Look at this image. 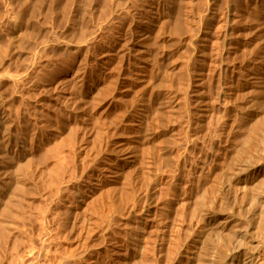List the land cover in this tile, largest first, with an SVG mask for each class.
<instances>
[{"label":"rangeland","instance_id":"obj_1","mask_svg":"<svg viewBox=\"0 0 264 264\" xmlns=\"http://www.w3.org/2000/svg\"><path fill=\"white\" fill-rule=\"evenodd\" d=\"M102 1L103 0H75V1L74 0H0V122H1L0 127L2 126L1 127L2 129L0 128V132H1V130L3 131V128L5 127V129H6L5 132L9 135V137L11 136L12 137L11 139H15V138L19 139L18 141H19L20 145L24 146L28 150V156H30L29 157L30 161L28 160L29 162L28 161L25 162L22 158H19V160H18L20 163V166H21V171L24 174V176L26 177V181L24 183V187L26 185V188L22 191L24 195L21 194L22 192L20 193V195L16 199L15 203L13 202L15 204V206H13L14 205L13 203L10 205L8 204V206H7L8 214L11 213L10 215H12L13 213H15V214H13L14 216L13 215L9 216L7 214V211H6L7 215L5 214V216L1 219V223H0L1 224V226H0V229H1L0 230V264H46V263L47 264H49V263L50 264H52V263L58 264L59 262H62V261H68L67 264H71V263L72 264H80V263L88 264L87 260H89L88 258H91L89 256H92L91 254H93V252H96L97 250H99V248L101 247V246H99L100 244H103L106 242L105 238H103L101 236L99 237V235H100L99 233L97 235V231H95L96 233L93 234L87 230L88 228H86L85 225H77L75 222L78 213L76 211V205H75V207L73 205L76 204L77 201L80 202L85 197V193L86 194L88 193L87 192L88 190H87V188H85V184L83 183V181L80 182L81 181L80 180L81 179L80 173L82 174V172H80L81 167H79L80 166V160L77 158L78 157L77 156L78 151L75 152L77 157L74 156L75 155L74 151L78 150L77 146H76L77 142H78L77 141V139H78V133L77 132H79V130H78L79 124L80 123L82 124V121L79 122V120L81 119V117H80L81 113H80L79 104H78L81 95L80 96L77 95V94H81L82 90L76 91V88L82 89V86H81L82 83L79 81L84 76V74H90V75L92 74V76H93L94 73H98V71L103 72V70H105L104 69L105 65L102 64V60H101V59H103L102 58L103 53L106 50L112 48L113 45L115 44V41L119 38L118 35L121 32V28H123V27H119L122 20H123L124 25L121 24V26H125L126 23L129 24L132 21L130 18L133 19V18L138 17V14L140 13V10H141L140 8L147 7L148 4L155 6V8L157 9L158 14H159V18H160L159 19L160 24L158 23V26L156 27V29H159V30H156L157 37L155 38V35H156L155 34L154 38H152V41H151L153 43L150 42L149 50L151 52L148 51V57H147L148 58L147 62H148L150 69H151L150 74L152 73L151 75H149L150 80H149L148 84L150 87L147 84V86L145 85L147 88H145V86H143L145 89V92L142 91L144 89H142L143 87H141L140 89H142V90H140V89L136 90L138 92H136V94H135L136 101H138V102L140 101L139 102L140 104L145 101V103H143V104H145V106L143 104H141V106H143V107L141 110V120L138 124L140 129L138 128L139 132H137L140 144L142 143L141 146L143 145L142 147H145L144 150L148 148L147 151H150V152H148L149 153L148 154L147 151L145 150L146 151V153H145L146 157L143 160V165L145 167V180H146L145 185L148 188V190H149V188H151L153 183L157 186V188L159 190L163 187L160 190V191H162L163 194H167L168 192H171L173 194H180L184 191L185 188H187V189L189 188V190L191 189V191H195L194 189L196 188V185L198 183V179L200 180L202 177H204L205 181L208 183L214 177V178H216V179L213 178L214 182H216L214 184V187H213L214 192H213V194L211 192L212 195L210 196V194H209V196L207 198L208 204H209V205H207V215L215 214L216 213L215 209H216V211H218L221 208V210H219V211H222L223 209L230 206V204L229 205L226 204V203H230L229 194H228L227 189L232 183V180H233V178L237 172L236 170L238 169V167L240 166V163L243 160L242 158H245L249 154L250 142H249L247 131H248V123L251 119L252 109L257 104L255 102H259V101L261 102L264 100V93L262 92V90L264 89V87H263L264 81H261V80H264V72H263L264 71V69H263L264 68L263 67L264 66V0H170V1L169 0H151V1L149 0L150 3H148L149 1H147V0H136V1L135 0L134 1L133 0L125 1L124 0L126 3L125 2L122 3V1H120V2L117 1L119 4L121 3L120 5L117 2H114L116 0H114V1L113 0H107V3H104V4H103V2H105L106 0L103 2ZM157 2L159 3L158 4L159 6L156 5ZM114 3L118 4L119 6H116ZM128 3H129V5L130 4L133 5V3H135L134 5H136V6L140 4V6L136 7V8L139 7L138 11H136L137 9L134 6H132V5L129 6ZM61 4H63V5H61ZM101 4H103V5H101ZM124 4H126V6ZM171 4H173V5H171ZM106 5L108 7H106V10H104L105 9L104 6H106ZM121 5H123V6H121ZM120 8L123 9V12L124 11H126V12L123 13L121 11L122 13L121 12L116 13V10L120 9ZM124 8H126L128 10V12ZM165 8H166V10H165ZM172 8H173V10H172ZM129 9H130V11H129ZM160 10H162V11H160ZM231 10H233L234 13ZM107 11H109V12L111 11V14H109ZM163 11H164V13H163ZM165 11L169 13V17H168V13H166ZM128 13L130 16L128 15ZM131 13H132V15H133V13H135L137 16L135 14L132 16ZM174 13L176 14V16L174 15ZM72 14L77 16V17H74ZM124 14H126V15L124 16ZM170 14H171V16H170ZM114 15H116V16H114ZM172 15H174L173 18H172ZM107 16L110 17V20H109V17H107ZM117 16L118 17L120 16V17L118 18ZM134 16H136V17H134ZM73 17H74V19H73ZM75 18L77 20H75ZM117 18H118V20H117ZM232 18L234 19V21ZM114 19H116L117 21ZM168 19H170V21ZM111 20H112V23H114L113 21H115V23L112 24ZM125 20H126V22H125ZM75 21L77 24H75ZM167 21H169V22H167ZM229 21H233V22H229ZM97 26H99V29L97 30V32H95V30L97 29ZM230 26L232 28H230ZM228 27H229L230 31L228 30ZM112 28L114 29V31L118 30L116 32V34H114L115 33L114 31L111 32V30H113ZM118 28H120V29H118ZM99 30H100V32H99ZM90 31H91V33H90ZM158 31H159V33H157ZM93 32H95L97 34V37H96L95 33L93 35ZM160 32L163 35L160 34ZM89 33H90L91 37H90V35L89 36L87 35ZM110 35L112 37H110ZM86 36L89 37L88 39H90L94 36H95L94 38H97V40L92 39L93 41L92 40L90 41L91 43L93 42V44H94V46H93V44L91 45L92 47H94L93 49L91 47V50L93 52L91 50L87 52L86 51L87 49L84 48V46L78 48L79 43L83 42L84 39L87 40ZM81 38L82 39L84 38V39L82 40ZM112 38H114V39L116 38V39L112 40ZM109 39H110V41L107 42ZM97 41H98V43H97ZM154 43H156V46L154 45ZM228 44L230 45V49H229ZM95 45H97V46L99 45L100 47L99 46L97 47ZM226 46H228V49L225 48ZM95 47H97V48H95ZM81 48L82 49L84 48L85 51L82 50ZM84 52L88 53V55ZM99 52H100V54H99ZM92 53H94V54H92ZM101 54H102V57H100ZM96 55L99 57V59ZM178 56H180L179 59H178ZM92 57H96L95 58L96 60L93 58V61H92ZM89 59H90V61H89ZM169 61H170V63H169ZM171 61H172V63H171ZM115 62H118V61H115ZM115 62H114V64H115ZM92 63H94V64L91 65ZM96 63H98V64H96ZM100 63H101V65H100ZM227 63H228V65L229 64L230 65L227 66ZM256 65H257V67L260 66L261 69L257 68ZM83 66L85 69H83ZM91 67L96 68V70L93 68V70H95V71H93ZM166 67H168L170 69L168 70V68H166ZM172 68H173V70H172ZM253 69H254V71H253ZM84 70H85V72H84ZM90 70H91V73H90ZM175 70H176V72H175ZM223 70H225V71H223ZM226 70H228V71H226ZM169 71L170 72L174 71V72L172 74V73H169ZM224 72H226V73H224ZM228 72H229V74H228ZM260 72H261V74L262 73L263 74L261 75ZM174 73H175V75H174ZM220 73H221V77L219 78ZM11 74H13V75H11ZM19 74L20 75L23 74V76L22 75L20 76ZM170 75H173V76H170ZM225 75L227 77H225ZM11 76H18V77L20 76V80H23V81L22 82L19 81L20 83L14 82L15 83L14 84L12 82V80H10ZM22 77H23V79H22ZM152 77H154V78H152ZM159 77H160V79H159ZM76 78H78V79L76 80ZM151 79H153L154 81L152 80L153 81L152 82ZM156 79H159V80H156ZM224 79H225V81H224ZM255 79L257 81L256 82L257 84L255 83ZM76 81H78L79 83H77ZM258 81L260 84V88H258L259 87ZM218 82L221 84L223 83V84L222 85L218 84ZM11 83H13V85ZM201 83H203V85ZM227 83H229V84H227ZM150 84H152L153 87L155 85H157V87L155 86L154 88H151ZM252 84L257 85L258 87L255 85H254L255 87H253ZM74 85L77 87H75ZM225 85L228 87H226ZM230 85H231V87H229ZM223 87H225V88H223ZM157 88H159L160 91H159V89L157 90ZM236 88H237V90H236ZM151 89H153V90H151ZM256 89L257 90L260 89V92H258ZM79 91H80V93H79ZM146 91L148 93H146ZM168 91H170L171 93H169ZM224 91H225V93H224ZM228 91H229V94H228ZM76 92H78V93H76ZM139 92H140V94H139ZM150 92H152V93H150ZM154 92H155V94H154ZM231 92H234V93L236 92L237 94L235 93V95L233 96L234 93H231ZM162 93H165V94H163L164 96L161 95ZM259 93H260V95H259ZM156 94L159 95L160 97L156 96ZM166 94H168V96ZM173 94H175V97L173 96ZM250 95H251V97H250ZM155 96H156V98H155ZM189 96H190V100L192 99L191 101L189 100V98H187ZM215 96H217V97L219 96V98H217V97L215 98ZM77 97H79V99ZM157 97H158V99H157ZM140 98H142V99H140ZM159 98H160V100H159ZM162 98L164 99V102L162 101L163 100ZM166 98H168V99H166ZM249 98H252V99L254 98L253 100H255L254 101L255 105L254 104L252 106L250 105L253 103L252 102L253 100L250 99V102H249ZM153 99H154V101H153ZM215 99H219V100H215ZM225 99H226V101H224ZM141 100H143V101H141ZM149 100L151 101L150 102L151 105L148 102ZM166 100H168L167 105L165 104ZM195 100L198 102L195 103L196 102ZM76 101H78V103ZM201 101L203 102V104ZM220 101H221V103H219ZM229 101H231L232 105L229 103ZM193 102H194L195 106H194ZM206 103H209V104H206ZM147 104H149L150 106H148ZM228 104H230V105H228ZM219 105H221V106H219ZM151 106H154V107H152V110H151ZM196 106L197 107L199 106V107L197 108ZM170 108H175L176 111L174 109H173L174 110L173 111ZM200 108H202V109H200ZM214 109H216V110H214ZM154 111H156L157 113L155 112L156 113L155 114ZM199 111L202 112V115ZM148 112L150 113L149 115H151V116H147ZM168 112L169 113L171 112V114H174L176 112L174 114V116L172 115L174 117V119L175 118L176 119L174 120L171 117V114H168ZM198 112L200 114H198ZM209 112L211 114H208ZM74 113H75V115H74ZM203 113H205L206 116ZM207 114L209 116L211 115L210 116L211 119L208 117ZM247 114H249V115H247ZM154 115L156 117V118L154 117L155 120H153V118H150ZM199 115H201V116H199ZM215 115L218 117H216ZM75 116H78V117H75ZM220 116H224L225 120L223 119V117L220 118ZM205 117L206 118L208 117V120H210L209 122L211 124L207 125V123H206L207 119ZM78 118H80V119H78ZM148 119H150V120H148ZM151 119L154 122L157 121V123L155 124ZM200 119H201V121H200ZM212 119H213V121H212ZM229 119L232 121L230 122ZM214 120H215V122H214ZM63 121H64V123H63ZM158 121H160L159 125H158ZM216 121L219 124H217ZM224 121H227L226 125L224 124L225 123ZM70 122L73 124H71ZM172 122H173V124H172ZM9 123H10V125H9ZM213 123H216V124H213ZM154 124L156 126L157 125L158 126L156 127ZM166 124H168L169 126ZM228 124H230V125H228ZM71 125H73V127ZM76 125L78 127H76ZM210 125H211V127H210ZM212 125H214V130L216 127L215 133H213V135L211 134L212 132H214V131H212V129H213ZM221 125H223L224 127ZM64 126H66V127H64ZM69 126L71 127V129ZM165 126H167V127H165ZM164 127H165V130H164ZM170 127H172V128H170ZM222 127H223V130H226V131H223ZM62 128H64V129H62ZM205 128L208 129L209 131L208 130L206 131ZM225 128H227V129H225ZM65 129H67V130H65ZM154 129H156L157 131L155 130L156 132H153ZM61 130L63 132L65 131V132L63 133ZM73 130H75V131H73ZM161 130H163L164 133ZM167 130H168V132H167ZM201 130H202V132H201ZM71 131L73 133L69 134V132H71ZM172 131H173V133H171ZM174 131H175V134H174ZM205 131H206V133H205ZM219 131L224 132V133H222L223 136H221V133ZM200 132L202 134L204 133L205 137H203V135L200 134ZM209 132H211V133H209ZM75 133H77L76 138H75V136H76ZM149 133H151V134H149ZM245 133H246V135H245ZM30 134H31V136H30ZM218 134L220 135V138H218L219 137ZM13 135H15V137ZM40 135H42V136H40ZM37 136L39 139L37 138ZM67 136H69V137L67 138ZM167 136H169V138ZM170 136L173 139H171ZM214 136H215V138H214ZM200 137H201L202 142L199 139ZM35 138H36V140H35ZM69 139L71 140V142ZM157 139L158 140L160 139V140L158 141ZM164 139H166V140H164ZM206 139H208V140H206ZM221 139H223V140H221ZM151 140H153L152 142L154 144L156 141H158V142L162 141L161 143L163 144V146L161 143H158V142L156 145H154L152 142H150ZM171 140H174V141H171ZM209 140H210V143H208ZM72 141H73L75 146L73 145ZM176 141H177L176 144H179L180 146H177L176 144H174ZM217 142H219V143H217ZM36 144H37V146H35ZM39 144H40V146H39ZM54 144H55V146H54ZM146 144H148V147L146 146ZM200 144H201V146H200ZM6 145H7V147L10 146V144L8 145V143H6ZM168 145H171V146H168ZM172 145H175L177 148L175 146H172ZM73 146H74V148H73ZM167 146L169 147L168 149L166 148ZM21 147L17 151L18 154H21ZM45 147L47 150L45 149L46 152H43V149ZM48 147L50 149H48ZM152 147L154 148V150H153L154 153L152 152ZM220 147L222 149H220ZM163 148H166V149H163ZM170 148L172 150H170ZM216 148L218 150H216ZM35 149H38L39 151H37ZM60 149H62L63 153H61ZM73 149H74V151H73ZM177 149L178 150L180 149V151H178ZM58 150H59V153H58ZM173 150L178 151L180 154H178V152H175V151L173 152ZM72 151H73V153H72ZM204 151H205V154H203ZM217 151H218V153H216ZM241 151H242V153H240ZM243 151H244V153H243ZM209 152L211 154V158L209 159V161H207V155ZM160 153H161V155L165 154L164 155L165 157L163 156L164 157L163 158L160 155ZM221 153H223L224 156ZM154 154H156L155 155L156 158L155 157L152 158ZM170 155H173V156H170ZM179 155L183 156V157H181V158H183V161H182L183 163H181L182 159L180 158ZM220 155H222L223 157ZM8 156H9V154H5L6 161L9 159V158L7 159ZM242 156H244V157H242ZM31 157L33 159L32 161H31ZM62 157H64V159ZM203 157H205V158L203 161H201L203 159ZM157 158L159 159L160 163L157 162L158 161V160H156ZM169 158L172 160H170ZM173 158H175V159L173 160ZM233 158H235L234 159L235 161L232 160ZM239 159H242V160H239ZM45 160H46V162H44ZM150 160H152V162ZM175 160H176V162H175ZM211 160L212 161L214 160V161L212 162ZM73 161L74 162L77 161V162H79V164L77 162L73 163ZM232 161H234V164ZM30 162H31V164H35V166L33 165V167H32ZM33 162H36V163H33ZM57 162H59L60 164ZM65 162L66 163H73V165L75 164L77 167L75 165L72 166L70 164H66ZM156 162L158 163L157 167L155 166ZM196 162H197V164L195 165ZM203 162L205 163L204 166H203ZM208 162L210 165H208ZM27 163L30 164V166ZM151 163H153L155 165H153ZM178 163H180L181 165H179ZM213 163H215V164H213ZM238 163H239V165H238ZM42 164H43V166H42ZM148 164H151V165L148 166ZM174 164H176V165H174ZM198 164L200 167L198 166ZM206 164H207V166H206ZM25 165L28 166V169H25V168H27ZM55 165H56V167H55ZM159 165L161 168L159 167ZM177 165H178V167L180 166L179 169H177ZM182 165H183V167H182ZM201 165L203 167H201ZM216 165H218L217 167H219L221 169H218L216 167ZM49 166H51V167H49ZM64 166H66V167H64ZM68 166H69L70 170L67 168ZM194 166L198 169H196ZM227 166H229V167H227ZM235 166H237V169ZM71 167H74L75 170ZM153 167L155 168L154 170H156L157 172L152 170ZM193 167H194V169H193ZM208 167H210L212 169H210V168L208 169ZM41 168L43 170L45 169V170L51 172L50 178H52V179L54 178L53 180L55 182H58L59 186H61L59 193L56 191L52 192V187H51L52 185L50 184V186H49V183L44 181V178L42 177V174L40 172ZM157 168H159L160 171ZM165 168H167L166 169L167 171L165 170ZM168 168L172 169L170 171L171 174L169 173L170 175H172L171 178H170V175L168 174V172H169ZM200 168H201V170H200ZM33 169H36V174L33 173V172H35V170L33 171ZM42 169H41V171H42ZM188 169H190V170H188ZM213 169L215 170V173H213L214 172V171H212ZM224 169H226L228 171H226ZM150 170L152 171V173H155V174H152V173L150 174V172H148ZM208 170H210L212 173L209 172ZM221 170L225 171V172L223 171V173H222L224 176H222ZM27 171H28V173H26V174H29L28 177L25 174V172H27ZM163 171L166 172L165 173L166 175L165 174L162 175ZM172 171L174 173H172ZM191 171H193V173H191V175H190L189 173ZM29 172H31V174L33 173L34 176L38 177V178L36 179L33 176V174L30 175ZM71 172H75V174H78L79 176L77 175V177H76V175L74 173H71ZM160 172H161V174H159ZM182 172H184L185 175ZM198 172L200 173L199 176H198ZM226 172L229 175H226L227 174ZM157 173L159 175H157L158 177L155 176L156 177V179H155V177L153 175H156ZM179 173H181V174H179ZM194 173H195V175H193ZM213 174H215V175H213ZM67 175L70 179L67 177ZM160 175L162 177H160ZM187 175H189L191 177L189 178V176H187ZM29 176L32 178V179L30 178V180L34 184H36V187H35V185H33L32 182L29 181ZM39 176H40V178H39ZM71 176L75 179V182H76V179L78 178V180L76 182L77 184H75V182L73 183L74 180H72ZM151 176L154 178L151 179L152 178ZM163 176H165V178ZM195 176H196V179L193 180V178H195ZM41 177L43 178V180ZM179 177H181V178H179ZM187 177H188V179H187ZM199 177H201V178H199ZM225 177H227V178H225ZM228 177L231 178L230 182H229ZM168 178L170 181H171V179L173 181L170 182L168 180ZM183 178H185L184 179L185 182L183 181ZM221 178H222V182H221ZM166 179H167V181H166ZM176 179H178L179 181L176 182L177 181ZM218 179H220V181ZM36 180H39V181L36 182ZM225 180H227V181H225ZM62 181L64 183H66V185ZM158 181H160V182H158ZM192 181L194 183H192ZM27 182L28 183L30 182L31 184L30 183L28 184ZM166 182L173 183V184L171 185V184H168ZM190 182H191V184H190ZM225 182H227V183H225ZM71 183L75 188L70 185ZM176 183H179V184H176ZM184 183L188 184V185H186L188 187H186ZM228 183H230V184H228ZM37 184H39L40 187ZM62 184H64V186ZM193 184H196V185H193ZM208 184L210 185L211 183H208ZM208 184L206 186H208ZM69 185H70V187H69ZM76 185L78 186V188L76 187ZM167 185H168L167 189H169L170 191L165 189L167 187ZM216 185H218V186H216ZM66 186H67V188H70V189H67L69 192L65 191ZM172 186H175V188H177V186H178L179 188H177L176 190H177V192L179 191V193H177L176 191H172V190H175L174 187H172ZM222 186L224 188H221ZM32 187L35 189H33ZM80 187H81V189H80ZM26 189L28 192L30 191L29 194H25V193H27L25 191ZM32 189H33V191H32ZM38 189L40 190V192H38L39 191ZM79 189L81 191L83 190L84 193H81V191ZM219 189H220L222 194L224 192L226 193V194L224 193L225 196H224V194L223 195L220 194V191H217ZM36 190H38V191H36ZM24 191H25V193H24ZM41 191H43L44 194H42ZM166 191H168V192L164 193ZM152 192H153V190L151 191V193H149V195L151 194L149 196L150 203L155 202V197H153L154 195H152L154 192L153 193ZM217 192H219V193L217 194ZM31 193H32V195H31ZM35 194H37V195H35ZM43 195H47V196H43ZM76 195H78L80 198ZM216 195L218 196V198ZM29 196H31V197H29ZM32 196H39V198L34 197L32 199ZM41 196L45 198V201L47 199L48 200L45 202L44 198H42ZM63 196L65 198L68 196V198L65 200V198H63ZM75 196L77 197L78 200L75 199L76 198ZM220 196H222V199ZM223 196H224V199L226 197V199H225L226 201L228 199L227 202L223 199ZM212 198L213 199L216 198L217 203H216V199H215V202L213 201L214 204L211 203ZM30 199H32V201ZM151 199H153L154 201H152ZM209 199L211 202L209 201ZM28 200L30 201V204H32L33 206L29 205ZM218 200H221L222 203ZM37 201H39V202H37ZM66 201H68L69 204ZM70 202H72V203H70ZM25 203H27L29 205V207ZM38 203H40V204H38ZM23 204L26 206L24 207ZM212 204H213V206H212ZM34 205H36V207ZM43 205L44 206L48 205L46 210H44L45 207ZM52 205H53V207H52ZM54 205H57V206H54ZM71 205H72V207H69ZM9 206H10V208H8ZM37 206H38V208H37ZM95 206H96V209H95ZM100 206H101L100 204L94 205L93 210H90V212H91L90 215L92 216L91 218H92V222H93V228H97V226H98V228H99V226L100 227L105 226L106 221H107V223H110L111 218L114 216V215H112L111 211L105 210L103 207H100ZM22 207L25 209L23 210ZM26 208H28V209H26ZM9 209H11V210H9ZM40 209L41 210L43 209V211H41ZM50 209H52V211H54L53 214L56 213V215H54L55 218H57V219H55L56 222H55V220H52V218L54 219V217H53ZM48 210H49V213H48ZM97 210H99V212ZM208 210H209V212H210V210H213L215 213L214 212L209 213ZM21 211H23V212H21ZM101 211L103 213L104 212L105 213L103 214ZM151 211L154 212L155 210L151 209ZM137 212L138 211L136 210L135 213L132 214L133 215L132 217L135 218L137 216L136 215ZM19 214L21 215L20 217H18ZM57 214H59V215H57ZM41 215H43V216H41ZM47 215L49 217H46ZM51 215H52V217H51ZM86 215L88 216V214H86ZM10 217H12L13 219ZM40 217H41V219H40ZM17 218H19V219H17ZM93 218H95V219H93ZM101 219H103V220L101 221ZM2 220H5V221H2ZM6 220H8V221L6 222ZM97 222H99V223H97ZM102 222H104V223H102ZM11 223H14V225L12 224L13 225L12 229H11V227H12ZM101 224H103V225H101ZM14 227L17 229H15ZM117 227H119V226H116L115 228H117ZM199 227H198V229H199ZM200 228H202V226ZM8 229L10 232L8 231ZM13 229H14V231H13ZM45 229H47V232ZM198 229H196V233H197L196 235H198L199 231H201ZM15 230H17V232ZM49 230L51 231L50 232L51 234L49 233ZM85 230H86V232H85ZM75 231L77 233H75ZM14 232L17 234H14ZM59 232H62L63 234L59 233ZM71 232H72V234H71ZM78 232H79V234H78ZM115 232H110V236H111L112 241H113L112 243H115V242L120 241L122 239V235L120 234L119 230L117 229ZM9 233H11V234L13 233V234L11 235ZM48 233L50 235L46 236V234H48ZM14 235H16L17 237H15ZM81 235H82V237L88 236V238L87 237L82 238ZM74 236H75V238H73ZM114 236H116V237H114ZM257 236H258V234H257ZM11 237H13L12 238L13 240H15L14 239V237H15L17 242L13 241L11 239ZM58 237H60L61 239L60 238L58 239ZM85 238L87 239L88 242L84 241ZM98 238H99V240H98ZM100 238H103L104 240L100 239ZM71 239H73V240H71ZM74 239H76V241ZM59 240H62V241H59ZM93 240L95 241V243H93L94 242ZM44 241H47V242L45 243ZM63 241H65V242H63ZM90 241H92V242H90ZM10 242H14V243H10ZM58 242H60V243L62 242L61 245ZM86 242H87V244L91 243L90 244L91 246L90 245L85 246ZM82 243L85 247L82 245ZM12 244H14L12 246L13 248H10V246ZM57 245H59V246H57ZM74 245H76V246H74ZM77 245H78V247H77ZM15 246H17V247H15ZM61 246H63V247H61ZM58 247H60L61 249L59 250ZM64 247H66V248H64ZM92 247H93V249H92ZM6 248H7V250H6ZM68 248H71V249H68ZM12 249H13V251H12ZM87 249H88V251H87ZM15 250H17V251H15ZM67 250L69 252H72V253L67 252ZM73 251H74V254H73ZM82 251H85L84 255L82 254L83 253ZM12 252H13V254H12ZM68 253H69V255H68ZM66 255H68L67 258H66ZM71 256H72V260L73 259H75V260L72 261L70 259ZM77 256H78V258H77ZM61 257L62 258L64 257L63 258L64 260H60ZM48 259L49 260L51 259L49 263L46 262V261H48ZM76 260H79V261H76ZM85 261H87V263Z\"/></svg>","mask_w":264,"mask_h":264},{"label":"bare ground","instance_id":"obj_2","mask_svg":"<svg viewBox=\"0 0 264 264\" xmlns=\"http://www.w3.org/2000/svg\"><path fill=\"white\" fill-rule=\"evenodd\" d=\"M75 1V0H74ZM105 1V0H103ZM102 1V2H103ZM114 1V0H113ZM117 1H122V3H124L127 0H116L114 2ZM134 1V0H133ZM136 1V0H135ZM149 1V0H147ZM151 1V0H150ZM150 1L148 3H150ZM170 1V0H169ZM166 2V1H165ZM63 3V2H62ZM104 3H107V0ZM118 3V2H117ZM126 3V2H125ZM130 3V2H129ZM128 3V5H129ZM132 3V2H131ZM136 3V2H135ZM135 3L130 4L132 6H134L135 8L139 5H134ZM147 3V4H148ZM173 3V2H172ZM93 4V3H92ZM101 4V5H103ZM116 6H119L118 4L114 3ZM137 4V3H136ZM159 3L157 2L156 5H158ZM166 4V3H165ZM169 4V3H168ZM175 4V3H174ZM63 5V4H61ZM126 6V4H124ZM129 5V6H130ZM173 5V4H171ZM170 5V6H171ZM123 6V5H121ZM120 6V7H121ZM147 6V5H146ZM159 6V5H158ZM157 6V7H158ZM166 6V5H165ZM169 6V7H170ZM63 7V6H62ZM106 7H108L107 5L104 6V10H106ZM114 7V6H113ZM175 7V6H174ZM47 8V7H46ZM86 8V7H85ZM89 8V7H88ZM127 8V7H126ZM124 8V9H126ZM130 8V7H129ZM133 8V7H132ZM131 8V9H132ZM134 8V9H135ZM102 9V10H103ZM109 9V8H108ZM138 11L139 7L136 8ZM140 13L138 14V17H136L137 15L135 13H133V15L135 14L136 18H130L132 21L127 24L125 26H121V24L124 25L123 20L120 24L119 27H123L121 28V32L119 33V38L115 41V44L113 45L112 48L106 50L103 53V57L102 54L100 57H102V64L105 65L103 72H99L98 73H94L93 76L92 74H84V76L80 79L79 82L82 83V89H77V90H82L81 94H77V95H81L80 96V100L79 103L78 101H76L79 104V110L81 113V119L79 120L82 121V124H79V132L78 133V139H77V149L74 151V154L76 151H78L77 156L76 154L74 156H76L79 160H80V166L81 170L80 172H82L81 175V181H83V183L85 184V188H87V194L85 193V197L80 201V202H76V204H74L73 206L75 207L76 205V211H77V218H76V224L77 225H85L86 228H88L87 230L93 234H95L97 231V235L98 233L100 234L99 237H103L105 238L106 242L103 244H100L99 246H101L99 248V250H95L96 252H93V254H91L92 256H89L91 258H88V264H264V100L263 101H259V102H255L257 103L255 105L254 101L252 98H249V102L250 99H252L253 103L250 104L251 106L254 104L255 106L252 109V113H251V119L248 123V138H249V142H250V149H249V154L242 159V162L240 163V166L237 169L236 167V174L232 180L231 185L228 187V194H229V201L230 203H226V204H230L229 207L223 209L222 211L221 208L215 212L213 210H210V212H214L215 214L213 215H207V205L208 204V196L210 194V196L213 194V187L214 184L216 182H214V179L216 178H212V182H208L211 183L210 185L205 181L204 177H199L201 178L200 180L198 179V183L193 184L196 185V188L194 189L195 191H191V189L189 190V188H185L184 191L180 194H173L168 188V185L165 189H167L168 191L164 192L167 194H163L162 191H160L157 186L153 183L151 188L146 187V180H145V167L143 165V160L146 157V151L147 149L144 150L145 147H142L138 138V133L139 130V122L141 120V110L142 107L141 104L145 103L142 102L141 104L136 101V97L135 94L136 90L140 89L143 86H147V84L149 83V75L150 74V66L147 62V57H148V51L149 50V46H150V42L152 41V38H154V35L156 34V27L158 26L159 23V14L157 9L155 8V6L153 5H149L147 7L144 8H140ZM162 9V8H161ZM169 9V8H168ZM167 9V10H168ZM96 10V9H95ZM101 10V11H102ZM127 10V9H126ZM166 10V8H165ZM173 10V8H172ZM175 10V9H174ZM52 11V10H51ZM113 11V10H112ZM123 12V9H117L116 13L118 12ZM130 11V9H129ZM132 11V10H131ZM135 11V10H134ZM162 11V10H160ZM233 13L234 11L231 10ZM109 14H111V11H107ZM121 12V13H122ZM126 12V11H124ZM123 12V13H124ZM128 12V10H127ZM133 12V11H132ZM166 12V11H165ZM171 12V11H170ZM231 12V13H232ZM66 13V12H65ZM70 13V12H69ZM115 13V14H116ZM137 13V12H136ZM164 13V11H163ZM162 13V14H163ZM168 13V12H166ZM104 14V13H103ZM178 14V13H177ZM73 15V14H72ZM121 15V14H120ZM123 15V14H122ZM126 14H124L125 16ZM129 15V13H128ZM132 15V13H131ZM132 15V16H133ZM164 15V14H163ZM166 15V14H165ZM174 15L176 16V14L174 13ZM172 15V18L173 16ZM234 15V14H233ZM74 17H77L75 15H73ZM101 16V15H100ZM112 16V15H111ZM116 16V15H114ZM123 16V17H124ZM130 16V15H129ZM167 16V15H166ZM171 16V14H170ZM178 16V15H177ZM73 17V19H74ZM109 17V16H107ZM106 17V18H107ZM118 17V16H117ZM120 17V16H119ZM118 17V18H119ZM168 17H169V13H168ZM100 18V17H99ZM117 18V20H118ZM167 18V17H166ZM72 19V20H73ZM112 19V18H111ZM233 19V18H232ZM68 20V19H67ZM75 20H77L75 18ZM79 20V19H78ZM110 20V17H109ZM116 20V19H114ZM116 20V21H117ZM170 21V19H168ZM120 21V20H119ZM167 21V22H169ZM175 21V20H174ZM173 21V22H174ZM234 21V19H233ZM233 21H229V22H233ZM73 22V21H72ZM78 22V21H77ZM98 22V21H97ZM101 22V21H100ZM115 23V21H113ZM126 22V20H125ZM112 23V20H111ZM112 23V24H114ZM75 24L76 21H75ZM160 24V23H159ZM115 26V25H114ZM117 26V25H116ZM232 26V25H231ZM230 26V28H232ZM102 27V26H101ZM117 28V27H116ZM159 28V27H158ZM99 29V26H97V29L95 30V32H97V30ZM107 29V28H106ZM113 29V28H112ZM120 29V28H118ZM229 30V27H228ZM232 30V29H231ZM93 31V30H92ZM114 31L111 30V32ZM118 31V30H117ZM117 31H114L116 34ZM230 31V30H229ZM93 32V35L94 33ZM100 32V30H99ZM98 32V33H99ZM110 32V33H111ZM162 32V31H161ZM160 32V34H162ZM91 33V31H90ZM87 34L88 36L90 35ZM159 33V31L157 32ZM230 33V32H229ZM228 33V34H229ZM233 33V32H232ZM96 34V33H95ZM113 34V33H112ZM49 35V34H48ZM92 35V36H93ZM163 35V34H162ZM232 35V34H231ZM230 35V36H231ZM87 37L86 39H82L83 42L79 43L78 48L84 46V48H86L87 52L91 50V45L93 44V42L91 43L90 41L92 39L97 40V38H90ZM117 36V37H118ZM233 36V35H232ZM84 37V36H83ZM85 37V38H86ZM91 37V35H90ZM97 37V34H96ZM99 37V36H98ZM107 37V36H106ZM110 37H112L110 35ZM109 37V38H110ZM157 37V34L155 35V38ZM161 37V36H160ZM159 38V37H158ZM114 38H112L113 40ZM116 39V38H115ZM114 39V40H115ZM231 39V38H230ZM155 40V39H154ZM158 40V39H157ZM51 41V40H50ZM58 41V40H57ZM63 41V40H62ZM93 41V40H92ZM110 39L107 41L109 42ZM156 41V40H155ZM229 41V40H228ZM232 41V40H231ZM95 42V41H94ZM13 43V42H12ZM96 43V42H95ZM98 43V41H97ZM112 43V42H111ZM153 43V42H151ZM229 43V42H228ZM60 44V43H59ZM227 44V43H226ZM77 45V44H76ZM154 45L156 46V43H154ZM153 45V46H154ZM229 45V44H228ZM232 45V44H231ZM60 46V45H59ZM58 46V47H59ZM94 46V44H93ZM97 46V45H95ZM99 46V45H98ZM97 46V47H98ZM152 46V47H153ZM57 47V48H58ZM61 47V46H60ZM95 47V48H97ZM100 47V46H99ZM103 47V46H102ZM56 48V49H57ZM62 48V47H61ZM84 48L82 50H84ZM94 47H92L93 49ZM106 48V47H105ZM151 48V47H150ZM155 48V47H154ZM153 48V49H154ZM226 49H228V46L225 47ZM76 49V48H75ZM152 49V50H153ZM229 49H230V45H229ZM81 50V51H82ZM97 50V49H96ZM179 50V49H178ZM85 51V50H84ZM92 51V50H91ZM95 51V50H94ZM98 51V50H97ZM227 51V50H226ZM230 51V50H229ZM93 52V51H92ZM151 52V51H150ZM149 52V53H150ZM86 53V52H84ZM91 53V52H90ZM228 53V52H227ZM88 55V53H86ZM85 54V55H86ZM94 54V53H92ZM100 54V52H99ZM226 54V53H225ZM86 55V56H87ZM227 55V54H226ZM225 55V56H226ZM91 56V55H90ZM94 56V55H93ZM97 56V55H96ZM98 57V56H97ZM89 58V57H88ZM91 58V57H90ZM93 58L95 59L96 57H92V61ZM180 58V56H178V59ZM99 59V57H98ZM96 60V59H95ZM88 61V60H87ZM90 61V59H89ZM118 61V62H115ZM95 62V61H94ZM115 62V64H114ZM263 62V61H262ZM170 63V61H169ZM172 63V61H171ZM174 63V62H173ZM94 63H92L91 65H93ZM98 64V63H96ZM175 64V63H174ZM224 64V63H223ZM101 65V63H100ZM102 65V66H103ZM116 65V66H115ZM172 65V64H171ZM170 65V66H171ZM225 65V64H224ZM230 65V64H229ZM227 63V66H229ZM262 65V64H261ZM255 67V66H254ZM257 67V65H256ZM264 67V66H263ZM92 68V67H91ZM94 68V67H93ZM92 68V70H93ZM168 68V67H166ZM174 68V67H173ZM172 68V70H173ZM229 68V67H228ZM257 68H260V66H258ZM82 69V68H81ZM83 69L84 66H83ZM82 69V70H83ZM96 70V68H94ZM170 68H168L169 70ZM175 69V68H174ZM177 69V68H176ZM225 69V68H224ZM256 69V68H255ZM264 69V68H263ZM93 70V71H95ZM102 70V69H101ZM100 70V71H101ZM229 70V69H228ZM226 70V71H228ZM258 70V69H257ZM171 71V70H170ZM172 73L173 72H170ZM225 71V70H223ZM254 71V69H253ZM260 71V70H259ZM79 72V71H78ZM77 72V73H78ZM85 72V70H84ZM83 72V73H84ZM176 72V70H175ZM264 72V71H263ZM76 73V74H77ZM82 73V72H81ZM91 73V70H90ZM226 73V72H224ZM229 74V72H228ZM227 74V75H228ZM253 74V73H252ZM261 74V72H260ZM263 74V73H262ZM261 74V75H262ZM13 75V74H11ZM15 75V74H14ZM20 75V74H19ZM23 76V74H21ZM20 75V76H21ZM78 75V74H77ZM175 75V73H174ZM255 75V74H254ZM20 76H11L12 82H16L18 83L19 81H23L20 80ZM173 76V75H170ZM260 76V75H259ZM27 77V76H26ZM79 77V76H78ZM221 77V73L219 78ZM225 77H227L225 75ZM251 77V76H250ZM262 77V76H261ZM25 78V77H24ZM154 78V77H152ZM172 78V77H171ZM224 78V77H223ZM259 78V77H258ZM23 79V77H22ZM78 78H76L77 80ZM160 79V77H159ZM156 79V80H159ZM9 80V81H10ZM153 79H151L152 81ZM154 81V80H153ZM152 81V82H153ZM202 81V80H201ZM220 81V80H219ZM225 81V79H224ZM264 81V80H261ZM260 81V82H261ZM77 83H79L78 81H76ZM228 82V81H227ZM250 82V81H249ZM253 82V81H252ZM256 79H255V83H256ZM13 83H11L13 85ZM20 83V82H19ZM75 83V82H74ZM151 83V82H150ZM155 83V82H154ZM226 83V82H225ZM15 84V83H14ZM203 85V83H201ZM218 84H221L218 82ZM223 84V83H222ZM221 84V85H222ZM229 84V83H227ZM257 84V83H256ZM259 84V81H258ZM151 88H154L155 86L157 87V85H155L153 87L152 84ZM159 85V84H158ZM251 85V84H250ZM253 85V84H252ZM255 85V84H254ZM257 86V85H255ZM263 85V84H262ZM26 86V85H25ZM75 86V85H74ZM145 86V88H147ZM149 86V84H148ZM226 86V85H225ZM259 86V87H258ZM257 87L260 88V84ZM73 87V86H72ZM77 87V86H75ZM80 87V86H79ZM150 87V86H149ZM148 87V88H149ZM159 87V86H158ZM195 87V86H194ZM193 87V88H194ZM220 87V86H219ZM222 87V86H221ZM228 87V86H226ZM231 87V85L229 86ZM234 87V86H233ZM251 87V86H250ZM264 87V86H263ZM74 88V87H73ZM225 88V87H223ZM11 89V88H10ZM23 89V88H22ZM72 89V88H71ZM144 89V87L142 88ZM140 89V90H142ZM159 88H157L158 90ZM189 89V88H188ZM230 89V88H229ZM234 89V88H233ZM75 90V89H74ZM147 90V89H146ZM153 90V89H151ZM150 90V91H151ZM163 90V89H162ZM218 90V89H217ZM216 90V91H217ZM221 90V89H220ZM226 90V89H225ZM237 90V88H236ZM257 90V89H256ZM264 90V89H263ZM262 90V92L264 93V91ZM79 91V93H80ZM145 92V89L142 90ZM160 91V89H159ZM227 91V90H226ZM230 91V90H229ZM228 91V94H229ZM235 91V90H234ZM258 92H260V89L257 90ZM141 92V91H140ZM139 92V94H140ZM163 92V91H162ZM166 92V91H165ZM169 93H171L170 91H168ZM219 92V91H218ZM261 92V93H262ZM12 93V92H11ZM75 93V92H74ZM78 93V92H76ZM146 93H148L146 91ZM145 93V94H146ZM152 93V92H150ZM175 93V92H174ZM216 93V92H215ZM214 93V94H215ZM223 93V92H222ZM225 93V91H224ZM234 93V92H231ZM236 93V92H235ZM235 93L233 94V96L235 95ZM155 94V92H154ZM153 94V95H154ZM165 93H162L161 95H163ZM190 94V93H189ZM213 94V95H214ZM237 94V93H236ZM252 94V93H251ZM256 94V93H255ZM254 94V95H255ZM138 95V94H137ZM168 96V94H166ZM185 95V94H184ZM188 95V94H187ZM218 95V94H217ZM224 95V94H223ZM231 95V94H230ZM260 95V93H259ZM76 96V95H75ZM156 96H159L156 94ZM155 96V98H156ZM164 96V95H163ZM173 96L175 97V94H173ZM257 96V95H256ZM255 96V97H256ZM140 97V96H139ZM149 97V96H148ZM160 97V96H159ZM166 97V96H165ZM171 97V96H170ZM196 97V96H195ZM194 97V98H195ZM217 96H215L216 98ZM222 97V96H221ZM251 97V95H250ZM253 97V96H252ZM3 98V97H2ZM79 99V97H77ZM76 98V99H77ZM185 98V97H184ZM190 100V96L187 97ZM219 98V96L217 97ZM229 98V97H228ZM142 99V98H140ZM139 99V100H140ZM158 99V97H157ZM163 99V98H162ZM168 99V98H166ZM223 99V98H222ZM227 99V98H226ZM226 99L224 101H226ZM231 99V98H230ZM229 99V100H230ZM256 99V98H255ZM152 100V99H151ZM160 100V98H159ZM158 100V101H159ZM192 100V99H191ZM190 100V101H191ZM199 100V99H198ZM209 100V99H208ZM215 100H219V99H215ZM228 100V99H227ZM143 101V100H141ZM154 101V99H153ZM152 101V102H153ZM164 102V99L162 100ZM168 100H166L165 104L167 105ZM189 101V102H190ZM196 101V100H195ZM210 101V100H209ZM223 101V102H224ZM257 101V100H256ZM147 102V101H146ZM150 104V100L148 101ZM161 102V101H160ZM162 102V103H163ZM185 102V101H184ZM188 102V101H187ZM198 101H196L195 103H197ZM202 102V101H201ZM218 102V101H217ZM186 103V102H185ZM191 103V102H190ZM221 103V101L219 102ZM226 103V102H225ZM228 103V102H227ZM229 103L231 104V101H229ZM149 104H147L148 106H150ZM153 104V103H152ZM164 104V103H163ZM194 104V102H193ZM192 104V105H193ZM201 104V103H200ZM199 104V105H200ZM203 104V102H202ZM209 104V103H206ZM228 104V105H230ZM145 106V104H143ZM224 105V104H223ZM232 105V104H231ZM249 105V104H248ZM249 105V106H250ZM174 106V105H173ZM172 106V107H173ZM195 106V104H194ZM221 106V105H219ZM225 106V105H224ZM151 106V110H152ZM167 107V106H166ZM171 107V106H170ZM197 107V106H196ZM199 107V106H198ZM197 107V108H198ZM227 107V106H226ZM147 108V107H146ZM221 108V107H220ZM233 108V107H232ZM150 109V108H149ZM155 109V108H154ZM153 109V110H154ZM168 109V108H167ZM166 109V110H167ZM171 110H175V108H170ZM169 109V110H170ZM202 109V108H200ZM204 109V108H203ZM207 109V108H206ZM210 109V108H209ZM222 109V108H221ZM231 109V108H230ZM4 110V109H3ZM170 110V111H171ZM173 110V111H174ZM216 110V109H214ZM15 111V110H14ZM145 111V110H144ZM176 111V110H175ZM202 111V110H201ZM210 111V110H209ZM152 112V111H151ZM156 111H154L155 113ZM200 112V111H199ZM198 114L202 112H200ZM214 112V111H213ZM16 113V112H15ZM146 113V112H145ZM157 113V112H156ZM155 113V114H156ZM174 113V112H173ZM176 113V112H175ZM174 113V114H175ZM77 114V113H76ZM150 113L148 112L147 116H151L149 115ZM152 114V113H151ZM168 114H171V112ZM174 114H171V117L174 119ZM205 116L206 114L203 113ZM208 114H211L210 112ZM207 114V115H208ZM2 115V114H1ZM75 115V113H74ZM80 115V114H79ZM78 115V116H79ZM173 115V116H172ZM199 115V116H201ZM249 115V114H247ZM246 115V116H247ZM75 116V117H78ZM146 116V115H145ZM146 116V117H147ZM176 116V115H175ZM211 116V115H210ZM210 116L208 115V117L210 118ZM216 116V115H215ZM74 117V118H75ZM155 115L150 117L154 119ZM170 117V116H169ZM170 117V118H171ZM208 117L206 118L207 120V125L211 124L208 120ZM218 117V116H216ZM224 116H220V118ZM156 118V117H155ZM169 118V119H170ZM203 118V117H202ZM3 119V118H2ZM77 119V120H78ZM146 119V118H145ZM176 119V118H175ZM174 119V120H175ZM211 119V118H210ZM215 119V118H214ZM218 119V118H217ZM71 120V119H70ZM150 120V119H148ZM147 120V121H148ZM152 120V119H151ZM152 120V121H153ZM172 120V119H171ZM225 120V119H224ZM228 120V119H227ZM230 120V119H229ZM6 121V120H5ZM201 121V119H200ZM213 121V119H212ZM223 121V120H222ZM232 120H230L231 122ZM246 121V120H245ZM67 122V121H66ZM78 122V121H77ZM154 122V121H153ZM158 121V125H159ZM204 122V121H203ZM209 122V123H208ZM215 122V120H214ZM220 122V121H219ZM225 125L227 121H224ZM1 123V122H0ZM3 123V122H2ZM64 123V121H63ZM71 123V122H70ZM155 124L157 123L154 122ZM168 123V122H167ZM176 123V122H175ZM217 123V121H216ZM213 123V124H216ZM222 123V122H221ZM8 124V123H7ZM6 124V125H7ZM30 124V123H29ZM73 124V123H71ZM154 124V125H155ZM173 124V122H172ZM219 124V123H217ZM223 124V125H224ZM1 125V124H0ZM10 125V123H9ZM81 125V126H80ZM157 125V126H158ZM168 125V124H166ZM171 125V124H170ZM206 125V126H207ZM221 125V126H223ZM224 125V126H225ZM230 125V124H228ZM232 125V124H231ZM67 126V125H66ZM64 126V127H66ZM73 127V125H71ZM156 126V125H155ZM156 126V127H157ZM169 126V125H168ZM205 126V125H204ZM216 126V125H215ZM218 126V125H217ZM223 126V127H224ZM2 127V126H1ZM0 127V128H1ZM9 127V126H8ZM7 127V128H8ZM63 127V126H62ZM70 127V126H69ZM68 127V128H69ZM75 127V126H74ZM76 127H78L76 125ZM154 127V126H153ZM155 127V128H156ZM160 127V126H159ZM167 127V126H165ZM164 127V130H165ZM211 127V125H210ZM213 129L212 131L214 132H209L213 135V133H215L214 130V125H212ZM222 127V130H223ZM227 127V126H226ZM229 127V126H228ZM33 128V127H32ZM172 128V127H170ZM175 128V127H174ZM2 129V128H1ZM5 127L3 128V131L1 130L0 132V223H1V219L5 216L6 211H7V206L8 204H12L13 202L15 203L16 199L19 197L20 193L26 188V185L24 187V183L26 181V177L24 176V174L21 171V166L19 163V158H22L25 162H27L30 158V156H28V150L20 145L19 143V139L15 138V139H11L12 137L5 132L6 129ZM64 129V128H62ZM71 129V127H70ZM140 129V128H139ZM157 129V128H156ZM154 129L153 132H156L157 130ZM167 129V128H166ZM203 129V128H202ZM206 129V128H205ZM227 129V128H225ZM17 130V129H16ZM15 130V131H16ZM67 130V129H65ZM151 130V129H150ZM156 130V131H155ZM169 130V129H168ZM167 130V132H168ZM204 130V129H203ZM208 129H206L207 131ZM211 130V129H210ZM230 130V129H229ZM244 130V129H243ZM8 131V130H7ZM36 131V130H35ZM62 131V130H61ZM75 131V130H73ZM142 131V130H141ZM148 131V130H147ZM163 131V130H161ZM205 131V133H206ZM209 131V130H208ZM226 131V130H223ZM228 131V130H227ZM33 132V131H32ZM63 132V131H62ZM65 132V131H64ZM63 132V133H64ZM202 132V130H201ZM200 132V134H202ZM204 132V131H203ZM221 136L222 133L221 132ZM229 132V131H228ZM73 133L72 131L69 132V134ZM75 133V135L77 134ZM164 133V131H163ZM173 133V131L171 132ZM218 133V132H217ZM243 133V132H242ZM39 134V133H38ZM62 134V133H61ZM151 134V133H149ZM148 134V135H149ZM153 134V133H152ZM175 134V131H174ZM19 135V134H18ZM21 135V134H20ZM74 135V134H73ZM167 135V134H166ZM203 137H205L204 133L202 134ZM219 135V134H218ZM228 135V134H227ZM226 135V136H227ZM246 135V133H245ZM244 135V136H245ZM15 137V135H13ZM31 136V134H30ZM34 136V135H33ZM42 136V135H40ZM140 136V135H139ZM150 136V135H149ZM148 136V137H149ZM155 136V135H154ZM175 136V135H174ZM173 136V137H174ZM207 136V135H206ZM217 136V135H216ZM13 137V138H14ZM19 137V136H18ZM21 137V136H20ZM69 136H67L68 138ZM71 137V136H70ZM77 137V135L75 136V138ZM158 137V136H157ZM156 137V138H157ZM169 138V136H167ZM171 137V136H170ZM188 137V136H187ZM191 137V136H190ZM212 137V136H211ZM22 138V137H21ZM20 138V139H21ZM32 138V137H31ZM38 138V136H37ZM150 138V137H149ZM160 138V137H159ZM215 138V136H214ZM220 138V135L219 137ZM242 138V137H241ZM24 139V138H23ZM39 139V138H38ZM71 139V138H70ZM69 139V140H70ZM152 139V138H151ZM167 139V138H166ZM164 139V140H166ZM171 139H173L171 137ZM201 141V137L199 138ZM209 139V138H208ZM206 139V140H208ZM211 139V138H210ZM217 139V138H216ZM36 140V138H35ZM57 140V139H56ZM158 140V139H157ZM160 140V139H159ZM158 140V141H159ZM169 140V139H168ZM191 140V139H190ZM223 140V139H221ZM22 141V140H21ZM20 141V142H21ZM153 140H151L150 142H152ZM158 141H154L156 145ZM174 141V140H171ZM219 141V140H218ZM38 142V141H37ZM43 142V141H42ZM71 142V140H70ZM149 142V143H150ZM162 142V141H161ZM158 142V143H161ZM202 142V141H201ZM206 142V141H205ZM216 142V141H215ZM224 142V141H223ZM246 142V141H245ZM6 143H8V145L10 144L9 147H7ZM24 143V142H23ZM36 143V142H35ZM34 143V144H35ZM73 143V141H72ZM151 143V144H152ZM177 141L174 143L176 144ZM210 143V140L209 142ZM219 143V142H217ZM25 144V143H24ZM38 144V143H37ZM37 144L35 146H37ZM42 144V143H41ZM162 144V143H161ZM170 144V143H169ZM202 144V143H201ZM200 144V146H201ZM206 144V143H205ZM27 145V144H26ZM43 145V144H42ZM74 145V143H73ZM165 145V144H164ZM167 145V144H166ZM177 146H180L179 144H176ZM210 145V144H209ZM223 145V144H222ZM22 146V147H21ZM40 146V144H39ZM38 146V147H39ZM55 146V144H54ZM58 146V145H57ZM75 146V145H74ZM73 146V148H74ZM146 146L148 147V144H146ZM159 146V145H158ZM157 146V147H158ZM163 146V144H162ZM171 146V145H168ZM166 147L167 149L169 147ZM175 146V145H172ZM203 146V145H202ZM21 147V154H18L17 151L18 149H20ZM53 147V146H52ZM154 147V146H153ZM152 147V152L154 150V148ZM156 147V146H155ZM176 147V146H175ZM222 147V146H221ZM220 147V149H222ZM243 147V146H242ZM41 148V147H40ZM43 148V147H42ZM160 148V147H159ZM163 148V149H166ZM172 148V147H171ZM170 148V150H172ZM177 148V147H176ZM180 148V147H179ZM204 148V147H203ZM218 148V147H217ZM216 148V150H218ZM227 148V147H226ZM46 147L43 149V152H46ZM48 149H50L48 147ZM76 149V148H75ZM150 149V148H149ZM242 149V148H241ZM37 151H39L38 149H35ZM45 150V151H44ZM178 150V149H177ZM203 150V149H202ZM244 150V149H243ZM20 151V150H19ZM51 151V150H50ZM61 153H63L62 149H60ZM72 151V153H73ZM178 152L180 151V149L178 151L173 150V152ZM150 151H147V153ZM158 152V151H157ZM160 152V151H159ZM162 152V151H161ZM59 153V150H58ZM154 153V152H153ZM203 153V152H202ZM214 153V152H213ZM218 153V151L216 152ZM242 153V151L240 152ZM244 153V151H243ZM5 154H9V156L7 157V161L5 158ZM45 154V153H44ZM149 154V153H148ZM151 154V153H150ZM157 154V153H156ZM153 155L152 158L155 157V155ZM172 154V153H171ZM178 154H180L178 152ZM200 154V153H199ZM205 154V151L204 153ZM220 154V153H219ZM223 155V153H221ZM46 155V154H45ZM158 155V154H157ZM161 155V153H160ZM165 155V154H164ZM164 155H161L162 157ZM220 155V156H222ZM7 156V155H6ZM64 156V155H63ZM152 156V155H151ZM150 156V157H151ZM167 156V155H166ZM173 156V155H170ZM178 156V155H177ZM180 156V155H179ZM192 156V155H191ZM202 156V155H201ZM224 156V155H223ZM222 156V157H223ZM28 157V158H27ZM46 157V156H45ZM65 157V156H64ZM64 157H62L64 159ZM159 157V156H158ZM165 157V156H164ZM163 157V158H164ZM183 156H180V158ZM185 157V156H184ZM213 157V156H212ZM244 157V156H242ZM156 158V157H155ZM176 158V157H175ZM173 158V160L175 159ZM179 158V157H178ZM177 158V159H178ZM205 157H203V159L201 161L204 160ZM211 158V154L210 152L207 155V161H209V159ZM220 158V157H219ZM167 159V158H166ZM170 159V158H169ZM168 159V160H169ZM181 163H183V158H181ZM235 158H233L232 160H234ZM22 160V161H23ZM32 157H31V161H32ZM77 160V159H76ZM148 160V159H147ZM154 160V159H153ZM156 160H158L157 162L160 163L159 159L157 158ZM172 160V159H170ZM219 160V159H218ZM221 160V159H220ZM237 160V159H236ZM9 161V162H8ZM30 161V160H29ZM28 161V162H29ZM35 161V160H34ZM61 161V160H60ZM66 161V160H65ZM75 161V160H74ZM73 163H76L74 162ZM152 162V160H150ZM178 161V160H177ZM212 161V160H211ZM214 161V160H213ZM212 161V162H213ZM235 161V160H234ZM234 161L233 164H234ZM238 161V160H237ZM236 161V162H237ZM38 162V161H37ZM46 162V160L44 161ZM64 162V161H63ZM151 163L153 165H155L157 167L158 163ZM171 162V161H170ZM169 162V163H170ZM176 162V160H175ZM193 162V161H192ZM235 162V163H236ZM23 163V162H22ZM36 163V162H33ZM59 163V162H57ZM66 163V162H65ZM73 163H66V164H70L72 166ZM79 164V162H77ZM149 163V162H148ZM167 163V162H166ZM202 163V162H201ZM211 163V162H210ZM28 164V163H27ZM31 164V162H30ZM30 164H28L30 166ZM38 164V163H37ZM55 164V163H54ZM60 164V163H59ZM63 164V163H62ZM151 164H148V166H150ZM168 164V163H167ZM179 165H181L180 163H178ZM193 164V163H192ZM197 164V162L195 163V165ZM200 164V163H199ZM198 164V166H199ZM215 164V163H213ZM229 164V163H228ZM32 167L33 165L35 166V164H31ZM49 165V164H48ZM57 165V164H56ZM55 165V167H56ZM176 165V164H174ZM194 165V164H193ZM205 165V163L203 162V166ZM208 165L209 162H208ZM26 166V165H25ZM43 166V164H42ZM47 166V165H46ZM58 166V165H57ZM76 166V165H75ZM169 166V165H168ZM201 165V167H203ZM207 166V164H206ZM205 166V167H206ZM218 165H216L217 167ZM230 166V165H229ZM227 166V167H229ZM28 169V166H26ZM31 167V168H32ZM41 167V166H40ZM51 167V166H49ZM54 167V168H55ZM66 167V166H64ZM77 167V166H76ZM152 167V166H151ZM160 167V165H159ZM171 167V166H170ZM180 167V166H179ZM178 165H177V169H179ZM183 167V165H182ZM181 167V168H182ZM195 167V166H194ZM193 167V169H194ZM200 167V166H199ZM211 167V166H210ZM208 167V169L210 168ZM234 167V168H235ZM37 168V167H36ZM58 168V167H57ZM56 168V169H57ZM69 170V166L67 167ZM66 168V169H67ZM74 169V167H71ZM149 168V167H148ZM147 168V169H148ZM161 168V167H160ZM176 168V167H175ZM180 168V169H181ZM190 168V167H189ZM196 168V167H195ZM218 169H221L219 167H217ZM216 168V169H217ZM24 169V170H25ZM42 169V168H41ZM40 172L42 174V177L44 178V181L49 183L52 185V192L56 191V192H60V187L58 182H55L51 177V172L47 171V170H43ZM72 169V170H73ZM155 168L153 167V171ZM159 170V168H157ZM167 168H165L166 170ZM169 169V168H168ZM184 169V168H183ZM192 169V168H191ZM198 169V168H196ZM195 169V170H196ZM212 169V168H210ZM223 169V168H222ZM228 169V168H227ZM35 170V172H33L34 174H36V169H33V171ZM38 170V169H37ZM75 170V169H74ZM164 170V171H165ZM172 169H169L168 174H171ZM176 170V169H175ZM185 170V169H184ZM190 170V169H188ZM201 170V168H200ZM226 170V169H224ZM223 170V171H224ZM160 171V170H159ZM158 171V172H159ZM162 173V175H164L166 172ZM167 171V170H166ZM178 171V170H177ZM187 171V170H186ZM209 172H211L210 170H208ZM212 171H214L213 173H215V170L213 169ZM217 171V170H216ZM222 171V170H221ZM223 171L221 172V174L223 173ZM228 171V170H226ZM39 172V171H38ZM57 172V171H56ZM69 172V171H68ZM67 172V173H68ZM76 172V171H75ZM75 172H71L74 173ZM79 172V171H78ZM150 172V174L152 173V171H148ZM157 172V171H156ZM196 172V171H195ZM200 172V171H199ZM198 172V176L200 175V173ZM225 172V171H224ZM28 173L25 172V174ZM30 175L31 172H29ZM172 173H174L172 171ZM184 174V172H182ZM187 173V172H186ZM191 173H193V171H191L189 174L191 175ZM212 173V172H211ZM210 173V174H211ZM218 173V172H217ZM227 173V172H226ZM33 174V176H34ZM38 174V173H37ZM40 174V173H39ZM40 174V175H41ZM149 174V173H148ZM155 174V173H152ZM161 174V172L159 173ZM158 173L156 175H153L154 177L159 175ZM169 174V175H170ZM181 174V173H179ZM202 174V173H201ZM225 174V173H224ZM27 177L29 174H26ZM56 175V174H55ZM72 175V174H71ZM76 177L78 174H75ZM166 175V174H165ZM185 175V174H184ZM195 175V173L193 174ZM212 175V174H211ZM215 175V174H213ZM226 175H229L228 173ZM32 176V177H33ZM70 176V175H69ZM73 176V175H72ZM71 176V177H72ZM79 176V175H78ZM149 176V175H148ZM168 176V175H167ZM172 175H170L171 178ZM179 176V175H178ZM189 176V175H187ZM202 176V175H201ZM222 176H224L222 174ZM35 177V176H34ZM41 177V178H42ZM68 177V175H67ZM74 177V176H73ZM72 177L73 183L75 182V179ZM152 177V176H151ZM150 177V178H151ZM154 177H152L151 179H153ZM158 177V176H157ZM160 177H162L160 175ZM165 178V176H163ZM182 177V176H181ZM179 177V178H181ZM185 177V176H184ZM191 176H189L190 178ZM221 177V176H220ZM30 176H29V181L32 182L30 180ZM36 179L38 177H35ZM40 178V176H39ZM42 178V180H43ZM69 178V177H68ZM186 178V177H185ZM183 178V181L184 179ZM193 178V177H192ZM227 178V177H225ZM224 178V179H225ZM32 179V178H31ZM51 179V180H50ZM70 179V178H69ZM156 179V177H155ZM188 179V177H187ZM196 179L193 178V180ZM229 182L231 181L230 177H228ZM227 179V180H228ZM28 180V179H27ZM40 180V179H39ZM39 180H36L39 181ZM78 178L76 179L77 182ZM169 180V178H168ZM178 182L179 180L176 179ZM220 181V179H218ZM225 180V181H227ZM167 181V179H166ZM170 181V180H169ZM168 181V182H169ZM171 181H173L171 179ZM170 181V182H171ZM187 181V180H186ZM216 181V180H215ZM224 181V180H223ZM29 182V183H30ZM35 182V183H36ZM63 182V181H62ZM72 182V181H71ZM75 182V184H77ZM79 182V181H78ZM160 182V181H158ZM164 182V181H163ZM166 182V183H168ZM185 182V181H184ZM221 182H222V178H221ZM28 183V182H27ZM28 183V184H29ZM33 183V182H32ZM46 183V184H47ZM64 183V182H63ZM189 183V182H188ZM192 183H194L192 181ZM196 183V182H195ZM227 183V182H225ZM31 184V183H30ZM45 184V185H46ZM66 185V183H64ZM64 184H62L64 186ZM68 184V183H67ZM168 184H173V183H168ZM179 184V183H176ZM185 184V183H184ZM191 184V182H190ZM208 184V186H206ZM230 184V183H228ZM33 185L36 184L33 183ZM39 186V184H37ZM72 187H74L72 185V183L70 184ZM69 185V187H70ZM82 185V184H81ZM160 185V184H159ZM188 184H185V186ZM192 185V186H193ZM48 186V185H47ZM84 186V185H83ZM170 186V185H169ZM191 186V185H190ZM218 186V185H216ZM227 186V185H226ZM34 187V186H33ZM32 187V188H33ZM40 187V186H39ZM76 187L78 188V186L76 185ZM82 187V186H81ZM80 187V189H81ZM160 187V186H159ZM175 190L172 191H176L177 192V188H179L177 186V188H175ZM188 187V186H186ZM195 187V186H194ZM193 187V188H194ZM28 188V187H27ZM75 188V187H74ZM192 188V187H191ZM217 188V187H216ZM219 188V187H218ZM221 188H224L223 186ZM220 188V189H221ZM30 189V188H29ZM28 189V190H29ZM35 189V188H33ZM32 189V191H33ZM40 189V188H39ZM38 189V190H39ZM64 189V188H63ZM67 192H69L67 189L70 188H65ZM79 189V190H80ZM83 189V188H82ZM171 189V188H170ZM217 190V191H220ZM31 190V189H30ZM36 190V191H38ZM41 190V189H40ZM40 190L38 192H40ZM43 190V189H42ZM153 190V197H155V202L150 203L149 201V193H151V191ZM25 191L27 193H25ZM24 191L25 194H29L30 191L28 192L27 189ZM31 191V192H32ZM35 191V192H36ZM62 191V190H61ZM64 191V190H63ZM81 191V190H80ZM165 191V190H164ZM42 194L43 191H41ZM212 192V194H211ZM33 193V192H32ZM31 193V195H32ZM63 193V192H62ZM81 193H84L83 190L81 191ZM80 193V194H81ZM175 193V192H174ZM179 193V191L177 192ZM193 193V194H192ZM219 192H217L218 194ZM225 193V192H224ZM223 193V194H224ZM23 194V192L21 193ZM34 194V193H33ZM47 194V193H46ZM50 194V193H49ZM64 194V193H63ZM66 194V193H65ZM68 194V193H67ZM79 194V195H80ZM220 194L221 191H220ZM222 194V195H223ZM226 194V193H225ZM224 194V196H225ZM24 195V194H23ZM37 195V194H35ZM41 195V194H40ZM83 195V194H82ZM26 196V195H25ZM24 196V197H25ZM43 196H47V195H43ZM78 196V195H76ZM75 196V197H76ZM217 196V195H216ZM223 196V199H224ZM228 196V195H227ZM27 197V196H26ZM31 197V196H29ZM28 197V198H29ZM34 197H38L39 196H32V199ZM42 197V196H41ZM74 197V198H75ZM79 197V196H78ZM222 199V196H220ZM44 198V197H42ZM49 198V197H48ZM63 198H65L63 196ZM68 198V196L65 198V200ZM80 198V197H79ZM82 198V197H81ZM214 198V197H213ZM212 198V202H215V199ZM218 198V196H217ZM32 199H30L32 201ZM36 199V198H35ZM41 199V198H40ZM39 199V200H40ZM77 199V197L75 198ZM154 199V198H153ZM153 199H151L152 201H154ZM226 199V197H225ZM224 199V200H225ZM26 200V199H25ZM43 200V199H42ZM48 200V199H47ZM46 200V201H47ZM78 200V199H77ZM29 201V200H28ZM45 201V198H44ZM45 201V202H46ZM55 201V200H54ZM71 201V200H70ZM73 201V200H72ZM222 203L221 200H218ZM226 201V200H225ZM228 201V199H227ZM226 201V202H227ZM21 202V201H20ZM39 202V201H37ZM41 202V201H40ZM44 202V203H45ZM56 202V201H55ZM68 203V201H66ZM13 203V204H14ZM22 203V202H21ZM28 203V202H27ZM25 203V204H27ZM33 203V202H32ZM43 203V204H44ZM52 203V202H51ZM58 203V202H57ZM72 203V202H70ZM216 203H217V199H216ZM219 203V202H218ZM34 204V203H33ZM37 204V203H36ZM40 204V203H38ZM49 204V203H48ZM54 204V203H53ZM56 204V203H55ZM69 204V203H68ZM101 205L100 207H103L105 210H109L112 212V215H114L111 220L110 223H107L106 221V225L105 226H97V228H93V222H92V216L90 215L91 212L90 210H93L94 205ZM214 204V203H213ZM212 204V206H213ZM220 204V203H219ZM224 204V203H223ZM24 205V204H23ZM22 205V206H23ZM28 205V204H27ZM29 205L30 201H29ZM28 205V207H29ZM51 205V204H50ZM15 206V204L13 205ZM26 205H24L25 207ZM33 206V205H32ZM36 207V205H34ZM44 206V205H43ZM57 206V205H54ZM60 206V205H59ZM211 206V207H212ZM227 206V205H226ZM46 210L47 206H44ZM53 207V205H52ZM69 207H72L69 206ZM210 207V208H211ZM221 207V206H220ZM223 207V206H222ZM10 208V206L8 207ZM38 208V206H37ZM43 208V207H42ZM55 208V207H54ZM68 208V207H67ZM217 208V207H216ZM22 209L24 210L25 208L22 207ZM21 209V210H22ZM28 209V208H26ZM32 209V208H31ZM35 209V208H34ZM57 209V208H56ZM96 209V206H95ZM151 209L155 210L154 212L151 211ZM11 210V209H9ZM33 210V209H32ZM36 210V209H35ZM34 210V211H35ZM41 210V209H40ZM138 211L136 213V217H132L133 213H135V211ZM43 211V209L41 210ZM54 219L52 218V220H55L57 218H55L53 214L54 211H52V209H50ZM59 211V210H58ZM72 211V210H71ZM96 211V210H95ZM99 212V210H97ZM104 211V210H103ZM13 212V211H12ZM23 212V211H21ZM75 212V211H74ZM102 212V211H101ZM209 212V210H208ZM209 212V213H210ZM41 213V212H40ZM45 213V212H44ZM49 213V210H48ZM47 213V214H48ZM50 213V214H51ZM76 213V212H75ZM103 213V212H102ZM105 213V212H104ZM103 213V214H104ZM8 214V211H7ZM6 214V215H7ZM11 213H9V216ZM43 214V213H42ZM88 214V216L86 215ZM99 214V213H98ZM101 214V213H100ZM110 214V213H109ZM45 215V214H44ZM51 215V217H52ZM59 215V214H57ZM97 215V214H96ZM102 215V214H101ZM14 216V215H13ZM21 215L19 214L18 217H20ZM43 216V215H41ZM95 216V215H94ZM108 216V215H107ZM8 217V216H7ZM46 217H49L48 215ZM45 217V218H46ZM50 217V218H51ZM57 217V216H56ZM59 217V216H58ZM101 217V216H100ZM12 218V217H10ZM103 218V217H102ZM106 218V217H105ZM7 219V218H6ZM13 219V218H12ZM19 219V218H17ZM21 219V218H20ZM41 219V217H40ZM44 219V218H43ZM47 219V218H46ZM49 219V218H48ZM73 219V218H72ZM71 219V220H72ZM95 219V218H93ZM100 219V218H99ZM108 219V218H107ZM110 219V218H109ZM103 219H101L102 221ZM5 221V220H2ZM8 220H6L7 222ZM47 221V220H46ZM94 221V220H93ZM96 221V220H95ZM100 221V220H99ZM10 222V221H9ZM56 222V220H55ZM4 223V222H3ZM44 223V222H43ZM99 223V222H97ZM104 223V222H102ZM14 225V223H11V225ZM16 224V223H15ZM10 225V224H9ZM13 225L11 227V229L13 228ZM103 225V224H101ZM1 226V224H0ZM16 226V225H15ZM44 226V225H43ZM95 226V227H96ZM116 226H119L117 228H115ZM202 226V228L200 227ZM10 227V226H9ZM199 227V229H198ZM15 228V227H14ZM76 228V227H75ZM10 229V228H9ZM8 229V231H9ZM10 229V230H11ZM17 229V228H15ZM74 229V228H73ZM80 229V228H79ZM119 230L120 234L122 235V239L120 241H117L115 243H112V238L110 236V232H115L116 230ZM196 229L201 230L199 231V234L196 235ZM1 230V229H0ZM4 230V229H3ZM47 232V229H45ZM197 230V231H198ZM7 231V232H8ZM14 231V229H13ZM12 231V232H13ZM17 232V230H15ZM82 231V230H81ZM10 232V231H9ZM45 232V233H46ZM51 231L49 230V233ZM84 232V231H83ZM86 232V230H85ZM84 232V233H85ZM46 234L50 235V234ZM62 233V232H59ZM75 233H77L75 231ZM116 233V232H115ZM11 234V233H9ZM13 234V233H12ZM11 234V235H12ZM14 234H17L14 232ZM63 234V233H62ZM61 234V235H62ZM72 234V232H71ZM79 234V232H78ZM77 234V235H78ZM82 234V233H81ZM88 234V233H87ZM258 234V236H257ZM10 235V236H11ZM15 237H17L16 235H14ZM60 236V235H59ZM72 236V235H71ZM76 236V235H75ZM75 236L73 238H75ZM113 236V235H112ZM14 237L15 240H13L11 237V239L13 241H16V238ZM82 237V235H81ZM87 237L88 236H83L82 238ZM116 237V236H114ZM113 237V238H114ZM120 237V236H119ZM48 238V237H47ZM60 237H58L59 239ZM72 238V237H71ZM80 238V237H79ZM90 238V237H89ZM100 238V239H103ZM61 239V238H60ZM81 239V238H80ZM86 239V238H85ZM84 241H87V239ZM111 239V240H110ZM63 240V239H62ZM59 240V241H62ZM73 240V239H71ZM76 241V239H74ZM83 240V239H82ZM99 240V238H98ZM104 240V239H103ZM94 241V240H93ZM17 242V241H16ZM15 242V243H16ZM45 243L47 241H44ZM65 242V241H63ZM67 242V241H66ZM73 242V241H72ZM83 242V241H82ZM88 242V241H87ZM85 246H89L90 244H87ZM92 242V241H90ZM10 243H14V242H10ZM60 243V242H58ZM57 243V244H58ZM62 243V242H61ZM60 243V245H61ZM69 243V242H68ZM78 243V242H77ZM95 243V241L93 242ZM98 243V242H97ZM101 243V242H100ZM119 243V244H118ZM54 244V243H53ZM64 244V243H63ZM70 244V243H69ZM14 244H12L10 246V248H13ZM55 245V244H54ZM83 245V243H82ZM59 246V245H57ZM64 246V245H63ZM61 246V247H63ZM67 246V245H66ZM70 246V245H69ZM72 246V245H71ZM76 246V245H74ZM84 246V245H83ZM84 246V247H85ZM91 246V245H90ZM17 247V246H15ZM26 247V246H25ZM68 247V246H67ZM78 247V245H77ZM94 247V246H93ZM92 247V249H93ZM98 247V246H97ZM59 250L61 249L60 247H58ZM66 248V247H64ZM90 248V247H89ZM96 248V247H95ZM15 249V248H14ZM71 249V248H68ZM7 250V248H6ZM18 250V249H17ZM15 250V251H17ZM13 251V249H12ZM63 251V250H62ZM88 251V249H87ZM86 251V252H87ZM92 251V250H91ZM29 252V251H28ZM67 252H69L67 250ZM77 252V251H76ZM83 252V253H82ZM81 253L84 255L85 251H82ZM17 253V252H16ZM32 253V252H31ZM46 253V252H45ZM72 253V252H69ZM68 253V255H69ZM90 253V252H89ZM92 253V252H91ZM13 254V252H12ZM64 254V253H63ZM66 254V253H65ZM74 254V251H73ZM88 254V253H87ZM16 255V254H15ZM14 255V256H15ZM27 255V254H26ZM66 255V258L67 256ZM72 255V254H71ZM78 255V254H77ZM74 256V255H73ZM82 256V255H81ZM46 257V256H45ZM75 257V256H74ZM73 257V258H74ZM25 258V257H24ZM38 258V257H37ZM47 258V257H46ZM64 258V257H63ZM62 257L60 258V260H64ZM76 258V257H75ZM78 258V256H77ZM81 258V257H80ZM85 258V257H84ZM87 258V257H86ZM70 259L72 260V256L70 257ZM83 259V258H82ZM81 259V260H82ZM51 260V259H50ZM50 260L48 259V261L46 262H50ZM75 260V259H73ZM72 260V261H73ZM85 260V259H84ZM106 260V261H105ZM79 261V260H76ZM87 261H85L87 263ZM44 262V261H43ZM68 261H62L59 262L58 264H67ZM31 263V262H30ZM33 263V262H32ZM75 263V262H74ZM78 263V262H77ZM84 263V262H83ZM47 264V263H46ZM50 264V263H49ZM53 264V263H52ZM72 264V263H71ZM82 264V263H80Z\"/></svg>","mask_w":264,"mask_h":264}]
</instances>
